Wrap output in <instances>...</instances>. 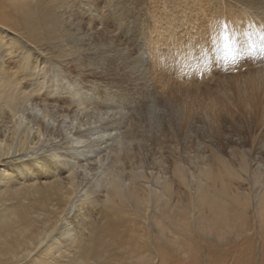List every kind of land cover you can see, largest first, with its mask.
<instances>
[{
    "label": "bare ground",
    "instance_id": "obj_1",
    "mask_svg": "<svg viewBox=\"0 0 264 264\" xmlns=\"http://www.w3.org/2000/svg\"><path fill=\"white\" fill-rule=\"evenodd\" d=\"M69 2L0 0V264H264V103L255 104L252 123L262 126L248 133V147L235 145L248 138L239 131L219 146L193 116L180 131L164 124L144 144L148 163H136L126 147L142 144L140 128L109 82L149 81L150 61L127 47L121 17L97 5L94 22L80 9L73 22ZM216 2L230 36L264 29V0ZM199 11L209 21L208 9ZM72 37L84 52L70 47ZM101 40L110 47L95 54ZM147 45L153 53L150 38ZM91 54L123 60L124 69L106 72ZM255 65L248 70L260 74L263 95L264 65ZM49 66L69 76L61 83L52 72L46 93L63 89L44 99ZM237 148L250 152L237 156Z\"/></svg>",
    "mask_w": 264,
    "mask_h": 264
},
{
    "label": "rangeland",
    "instance_id": "obj_2",
    "mask_svg": "<svg viewBox=\"0 0 264 264\" xmlns=\"http://www.w3.org/2000/svg\"><path fill=\"white\" fill-rule=\"evenodd\" d=\"M69 1L71 8V10L69 11V18L73 20V22L75 21V13L79 12V9L82 12V18H86L87 20L89 19L91 22H94V19L96 18L95 15H92V17L90 14L88 15V13L89 9H92L97 5H100V7L98 6V9L101 13H105L107 16L121 17V19H123L121 25L122 29L124 25L126 26V24H128V27L124 26L123 29L124 32L126 28L127 33H124V36L129 40L128 43H130L127 47L132 50L142 49L144 52H146L147 60L150 61V63L149 61H147L149 63L147 69L150 68V71L152 73V77L149 79V81H145V77H141V81L138 79L136 80L137 82L135 81L132 85L130 81H127L126 83L125 80V82H123L124 80L122 79V77H114L115 79L113 80L116 81L109 82V88H111L112 90V93L114 95L113 97L117 99L119 104H125L124 106H127L126 109L128 108L127 111L130 112L132 109L131 114L135 118V121L138 124V128H140L138 138H140V143L142 144L138 145L137 147L133 144V149L131 147H126L130 153L132 150L130 158L132 157V154L134 155L131 160L135 159L134 161L136 163L142 161L146 162L148 147L144 146V144L150 142V140L155 137L157 132L162 128L164 124L166 125V127L167 125H171L173 129L180 131L186 127L185 123L189 120V118H192L193 116L201 117V119L204 121L203 124H207V126L204 125L202 129H205L211 139L215 143L219 144V146H225V144L230 142V138L226 135H231V132L232 134H235V132L237 133L239 131L238 133L240 135L244 134L248 136V138L240 137L235 139L234 141L237 143L235 145L237 147H248L251 138L254 137L253 134H255V132H257L258 130H261L262 124L258 122L256 124L258 126L253 125L252 120L253 116H256V102L260 100L261 105L264 103V93L262 95L263 80L258 78L260 74H256L255 72H253V74L252 69L251 71L248 70V67L253 68L254 62L255 64H257L256 59L258 56L255 57V59L253 57L249 56V58L248 56H246L248 58L247 59L245 56H243L246 59L240 57L235 61H233L230 57L226 60L218 59L219 53L215 52L214 48L217 45L218 34L220 31L218 25L221 24V21L218 20V12L214 11L218 7V2H216V0L210 3L212 5L211 7H209L210 5H208L207 3L208 0H83L85 3H80V0ZM120 5L123 7H121ZM200 5H202L201 8H199L198 11L193 14L194 10L192 8L198 7ZM203 7L208 9L209 21L205 20L204 14L199 11L200 9H204ZM175 17V24H177V18L179 21L180 19H184L183 21H181L180 25H178L179 27L177 25H173V22L171 23V20L169 21L170 24H168L167 18L174 19ZM192 19L195 20V22L190 21ZM202 19L203 22H200ZM231 35H235V37L238 38L240 37L239 40L241 42L244 41V35L243 38H241L238 32H233ZM149 38L151 39L153 53L150 52V45H147ZM136 40L139 41V43ZM78 42L79 39H76V46L73 42L72 37V41H70V47L75 51L81 50L82 52H84V48H81ZM130 45H132L133 47H131ZM109 47L110 46L104 40H101L96 46L97 53L95 54H99L98 50L108 49ZM148 54H150L149 58ZM205 54L208 56L209 64L205 66L203 74H201L200 71H190L186 66L188 63V57L194 56L196 58H199ZM91 59L93 64L105 70L106 72L121 70L124 69L125 66L123 60L108 57L106 54L98 55L96 58H94V56L91 54ZM243 59L245 61H243ZM242 64L245 67H242ZM51 66L55 65L51 64ZM234 69H238V71H235ZM240 71H243L244 73ZM52 72L58 73L55 75L54 79L58 78V81L61 83L64 82L66 80V77L69 76L67 73L62 72L61 68L49 66L47 68V71H44L43 73V75L47 77L45 78V83L43 85V88L41 89L42 97L44 99L56 98V94L59 93L61 89H63V87H56L54 90L53 87L49 86L51 90L56 93H54L55 95L52 94L53 96H50L46 93V91H48L47 86L49 84L47 80L51 77ZM261 78L264 77L262 76ZM120 79L122 82L120 81ZM31 81L35 84L40 80L35 77ZM138 81L139 84H136L138 83ZM68 88L69 87L64 86V90L68 91V93L66 92L67 95L70 94V90ZM143 89L144 92H142ZM120 92H122L123 94ZM63 94L65 95V93ZM125 95L130 97V102L129 98L127 96L125 97ZM141 97L143 98V100ZM116 99H114V101ZM141 101H143V103ZM131 105L134 106L132 107ZM149 108H151L154 112L151 118L152 120L146 117V113H148ZM211 115L216 117L214 119H217L216 125L218 124L219 130H215L216 125L211 124V122H214L212 121L211 117L213 116ZM232 116H237L238 118L233 117L231 121L233 123L230 122V124H228L230 126H223L222 122L224 124L227 123L225 120H231L230 118ZM249 119L251 121H249ZM247 120L251 125L249 124V122L245 123ZM244 123L248 125V127ZM232 124L235 126L231 127L233 126ZM256 127L258 128L256 129ZM227 128H230L231 131H229L230 129ZM247 130H252L254 131V133L251 131L248 132ZM227 132L229 134H227ZM238 133L234 136H240ZM246 133H251L252 135H250L253 137L249 136V134L247 135ZM234 141L232 140V142ZM260 145L264 148L263 142H260ZM249 152L250 149L244 152L240 151L239 148L235 149V153L237 156H241ZM134 157H137L138 159L140 158L139 161ZM145 162H142V164L146 165L148 163L146 162L145 164ZM260 175H264V172Z\"/></svg>",
    "mask_w": 264,
    "mask_h": 264
},
{
    "label": "snow or ice",
    "instance_id": "obj_3",
    "mask_svg": "<svg viewBox=\"0 0 264 264\" xmlns=\"http://www.w3.org/2000/svg\"><path fill=\"white\" fill-rule=\"evenodd\" d=\"M220 28L217 45L214 51L219 53V60L231 58L233 61L243 56L259 55L264 58V29L259 32H247L244 41L241 42L238 37L230 36L227 30V24L218 25ZM209 64L208 56L202 55L199 58L188 57L187 67L192 72L200 71L203 74L205 66Z\"/></svg>",
    "mask_w": 264,
    "mask_h": 264
}]
</instances>
